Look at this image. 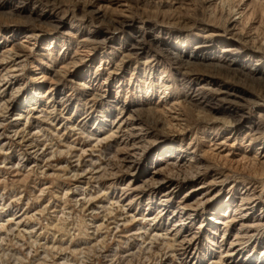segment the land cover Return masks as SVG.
<instances>
[{"label": "rangeland", "instance_id": "374dc122", "mask_svg": "<svg viewBox=\"0 0 264 264\" xmlns=\"http://www.w3.org/2000/svg\"><path fill=\"white\" fill-rule=\"evenodd\" d=\"M27 34L32 38L25 37ZM24 38L33 51L28 52V61L16 79L19 88L12 108L35 89L43 95L51 85L48 77L73 57L76 64L70 67L71 73L55 79L60 91L56 97L67 95L68 100L67 108L56 113L59 123L69 125L88 115L82 127L87 136L97 134L105 120L104 128L112 129L117 115H139L141 119L130 121L128 126L137 122L140 129L132 130L134 137L125 142L119 138L118 147L130 149L137 138L147 135L149 144L140 153L135 177L128 173L112 177L108 169L99 181L90 179L87 170L93 160L107 168L119 163L112 141L91 147L82 140L76 147L88 146L84 149L90 150L76 153L81 154L80 159L64 145L60 148L63 155L43 162L29 156L18 139L6 140L7 148L22 155L0 153V206H9V212L0 215L1 264H213L212 259L227 250L240 255L238 259L223 257L222 264H250L264 256V177L247 163L258 148H264V0H0V51ZM166 47L185 54L197 52L198 57L189 59L196 69L186 73ZM184 53L180 52L183 59ZM218 63L222 67L215 65ZM79 82L89 85L90 92ZM196 87L205 92L194 96ZM10 89L2 99L9 98ZM234 93L248 100L236 114L225 99ZM193 97L207 100V113L197 111L199 105ZM176 101L184 119L180 125L163 116ZM202 114L205 116H198ZM232 117L237 119L238 133L229 140L234 147L223 151L234 152L230 162L207 150L229 135L219 129L220 120ZM250 137L256 142L247 145ZM166 149H171L169 154ZM193 150L196 153L191 157ZM190 158L193 161L187 162ZM167 161L209 166L200 180H181L173 190L163 182L144 184L131 193L133 202L129 197L120 202L130 203L129 212L138 217L137 223L116 227L113 221L125 216L117 203L124 191L120 188L129 179L142 183L157 169L161 173L155 179L179 171L166 166ZM22 162L26 166L21 167ZM253 176L261 177L255 190L252 186L248 189L255 181ZM108 183L114 188L103 193ZM190 201L195 202L193 209L184 208ZM236 208H242L238 215H244V223H217L232 216ZM12 213L23 214L22 228L15 224L14 229L12 224L2 227L6 215ZM146 214L161 215L160 229L181 222V238L190 240L188 254L165 258L158 243L151 250H140V237L127 244L130 230L147 226L139 219ZM129 248L131 256L126 255Z\"/></svg>", "mask_w": 264, "mask_h": 264}, {"label": "bare ground", "instance_id": "6f19581e", "mask_svg": "<svg viewBox=\"0 0 264 264\" xmlns=\"http://www.w3.org/2000/svg\"><path fill=\"white\" fill-rule=\"evenodd\" d=\"M84 6L85 5H83L81 7V9H84V11H85ZM108 21L116 22V19L112 20L111 18H109ZM25 37H27L29 39L32 38V36L30 34H27ZM26 41L28 42V39L24 38V40H21V43H19V44L13 43V46L4 48L3 50L0 51V72H1L0 73V153L10 157V156L14 155V152H17V153H19V156H21L22 152H20L19 150L18 151L17 150H10L9 148H7L9 142H6V140L18 139L20 143L25 144V147L27 149L29 156H34L35 158L40 157L41 160L43 159V162H50L51 160L54 159V156H56L57 154L63 155L65 153V151L60 149L61 146L64 147V145H65L67 147H70V150H69L70 153L76 154V153H79L80 151H81V153H86L87 150H90L89 148L84 149V148H87L88 146L84 147V148L83 147H81V148L76 147L77 143L81 142L82 140L84 143H87L91 147L92 146H99L102 142L112 141L113 143H116L114 145V147L117 146L115 148L114 154L116 156H118L119 163L117 165L110 167V168H107V165H104L103 162H98L99 160L98 161L96 160L97 162L96 161L93 162L94 161L93 160L92 163L90 164L91 166L89 165L90 168L87 170L88 171L87 174L88 173L90 174V179H93V180L103 179V177H106L105 173H107L108 169L110 170V174L112 175V177L120 176L123 173H128L129 175L135 177L137 175V166H138V160H139L140 153L142 151L146 150V145L149 144L148 143L149 142V140H148L149 136L147 135L144 137L137 138L136 141H134V143L130 149H128L125 146H123V148L122 147L119 148L118 147L119 142H117V141L119 138H121V141L125 142L130 137H134L131 131L135 130V129L138 130V129H140V127H139L137 122L132 123L133 125L131 127L128 126V123L132 120H137V121L140 120L141 118H139L140 117L139 115H137V117H134V115H129L128 117L125 116L124 118H121L120 115H117L115 120H113L116 123L112 129H110L108 131L106 128H104L103 125H106V122H107V120H105L106 122L101 124L102 125V126H100L101 128H99L96 131L97 134L87 135V136L85 134L83 135L82 127L85 125L83 120L88 115L83 117L81 120H78L76 123H71L69 125H66L67 123L66 124L59 123V120H58L56 113H57L58 109L60 110L62 107H65V103H68V100L66 97L67 95L61 94V96L56 97L57 93L60 91H59V88L55 86L57 83V81L55 79L59 75H62V74L69 75L71 73L72 68H70V67H74L76 64L73 57L69 58L68 62L65 63V65H62L59 69L55 70L52 73L53 77L47 76L49 78L51 85L48 87V89L46 90V92L43 95H41V96L38 95L40 90L35 89V91H33V92H31V93H29L23 97L25 100L24 99L21 100L19 102V106L16 109L11 107L13 105V102H14L12 99H13V96L15 94V90H18V88H19L18 86L16 87V83H17L16 79H17L18 74L21 71V69L25 66V61L27 60V58L29 56L28 52L33 51L32 48H30L29 46L26 45V43H25ZM164 50L171 55L172 59H174L175 62L181 63L182 67L186 69V73L193 72L196 69L194 67L195 64L193 62L189 61V59H190V57H198L199 55L197 54V52L192 51L188 54H185L186 52L184 53L183 51H179V52L176 51L174 49V47H166ZM180 52L184 53V55L186 57L185 59H183V57L180 55ZM215 65L222 67V65L219 63L215 64ZM94 73L95 74L98 73V70H95ZM78 84L82 85L85 89H87L86 91L90 92L89 89L91 87L89 85L84 84L82 82H79ZM197 87L195 89L197 93H195L194 96L195 95L198 96L199 93L201 94V93L205 92L204 90H202L201 87H199V88H197ZM9 88H11L9 98L2 99V94L4 92H6ZM216 93H222V92L217 90ZM68 95H70V94H68ZM232 95H234V96L229 98V99H227V98H225V99H226V101H229L231 103V105H233V109L235 110L234 114H236L237 112L242 111V108L246 105V102H248V100H246L244 97L245 95H242L241 93H239V94L234 93ZM92 96H94V95H92ZM193 98H197V99H195V102L197 103V105H199V108H197L198 109L197 111L199 113H207V111L204 109L209 104V103H207V100L202 102V100H200L199 97H193ZM204 98H205V96H204ZM28 103H31V104H28ZM256 103H258V102H256ZM179 105H180V103L178 101L174 102L170 106V109L167 108L166 111H163V116L170 117L169 119H173V121L175 120L180 125L181 121H183L184 119L182 117L183 115L181 114V112L178 111L177 106H179ZM85 107H87V106H85ZM66 108L67 107H65V109ZM154 109H156V108H154ZM199 109H201V110H199ZM198 116L199 117L205 116V114L204 115L203 114L198 115ZM236 121H237V119L233 118V117H232V119H225L224 118V119L220 120L222 127L219 129H221L222 133L226 132L229 135H227L220 142H217V143L214 142V144H212L214 147L209 148L207 150L208 152L211 151V153H214L216 151L215 155L217 156V158L222 159V160H226V161H230V162L234 161L233 157H231V155H234V152L231 153V151H228V152H225V154H223V151H225V149H224L225 147H229V148L234 147L235 143H232L229 140L232 137L236 136V133H238L236 131ZM112 123H114V122H112ZM172 124H173V122H172ZM7 126H9V128H10L9 131L6 130ZM104 129L106 130V132H103ZM60 130L61 131L63 130L61 134H60ZM141 134H142V132L138 133L137 136L141 135ZM66 135H70L72 139L71 140L69 139L70 141H68V138L66 137ZM84 136H85V138H84ZM248 141H249V143L247 145H250V143L252 144V143L256 142L251 137L248 139ZM230 142H231V144H230ZM19 146H20V144H19ZM260 148H258L256 155H254L251 159H249V161L247 160V163L249 162L248 163L249 166H251V169H253L255 172L261 171L260 176L264 177V148H263V151H260L259 150ZM170 150L166 149L165 151H166V153L169 154ZM183 150H184V148H179V151H183ZM69 151L67 150V153ZM207 151L201 156V159L205 158V154L207 153ZM195 153H196L195 150H193L191 157H193L195 155ZM71 154H69V155H71ZM66 155H68V154H66ZM24 157H25V155H24ZM24 157H20V159L22 160ZM75 157L80 159L81 154L80 155L76 154ZM191 161H193V158H190L189 160H187V162H191ZM77 164H79V163H77ZM24 165H25L24 162H22L20 166L22 167ZM13 166H15V165L13 164ZM37 166H40V165H37ZM56 166H58V164ZM166 166H171L173 168H176L179 171H182L183 173H180L178 171V172L168 174L167 177L165 176V177H160V179H155L154 177L156 175H160V173H161V170L157 169V170H154V172H152V174L150 175V177L148 179H145V180L143 179L144 181H142V183H136L133 179H129L126 186L120 188L124 191H121L120 198L117 200V203L119 204V206H121L123 212L125 213V216L121 217L122 215H120V218H119V215H118L119 219L117 221L116 220L113 221V224H116V227H120V225H124V224H125V226H127V225H134L137 223L138 217L135 214L129 212L130 203L129 204H122V203L120 204V202H122L123 199L127 198V197L130 198L129 202H133L135 197H133L131 193H135V191L140 190V188H142L144 184L156 183V182L162 183L163 182V183H167V186H169L170 188H172L171 190H173V188H175V186L179 185L181 180H185V181L200 180L203 177V175L205 174L206 169L209 165L206 163H202V164L194 167V166L190 165V163L189 164H186L184 162L183 163H176V162L172 163V162L167 161ZM17 167H18V165H17ZM70 168H68V169H70ZM25 169H26V167H25ZM40 170H42V169H40ZM75 170L78 171V169H75ZM80 170H82V169H80ZM56 172H58V171H56ZM24 173H25V171H24ZM77 175L79 177V175H81V174H77ZM260 176L259 177L253 176L254 179H252V180H255V181H254V183H253V181L251 182V185L248 186V189H250L251 186L254 188V189L252 188L253 190H255L257 187H259V185H256V184H260V181H259V179H261ZM87 177H89V176H87ZM111 179H113V178H110V179L108 178V180H111ZM95 182H97V181H95ZM261 185H263V184H261ZM203 187H205V186H199V189H201ZM113 188H114L113 183H108L107 188H106L107 190H106V192H103V193H107V194L111 193L112 192L111 190ZM194 204H195L194 201L193 202L190 201L189 203H184L183 207L186 209H193ZM8 207H6V206L1 207L0 206V211L2 210L0 215L4 214L5 212H9ZM101 207L103 208L105 206H101ZM240 209H242V208H240ZM240 209H237V211L235 210V212L232 216L227 217L222 222L218 221L217 223H222L225 226H230L233 222H236V221H240V222L244 223V221H245L244 219H246L244 217V215L243 216L238 215V213H240ZM227 210L229 211V207H227L225 211L227 212ZM180 212L182 213V211H180ZM180 212H179V214H181ZM25 214H26V212H25ZM226 215L227 214H223L222 216H226ZM22 216H23V214L22 215L19 214L17 216L13 213L7 214L6 220L3 221V222H5V224H3L2 227L6 228V226H8L9 224H12V227H13V224H15L16 225V226L14 225L15 227L20 228V226H21V228H22L23 222L25 220V219L23 220ZM159 217H161L160 214L143 215V218L141 217L139 219L142 220L144 223H146L147 226L145 227L142 224L143 227H137V228L130 230V232L126 235L127 242L126 241L125 242L128 244L132 239L137 240V238L139 239V237H140V239L142 241L141 245H140V250H143V251L144 250L145 251L151 250L155 246V244L158 243L159 246H160V244L162 246L161 249H163V251H164L165 258H168L171 256L176 257L177 254L187 255L190 240L186 237L181 238V236L183 235V233L181 232L182 230H180V228H179V226L181 225V222L180 223L175 222L173 224V226L169 229H160L161 225H158V223L160 222ZM210 219L213 220L212 218H210ZM3 222H1V224ZM9 227H11V226H9ZM15 227H13V229ZM99 227H100V225L97 228H99ZM11 228H10V230H11ZM27 229H29V228H27ZM27 229H26V231H27ZM32 231H33V229H32ZM173 231H175V232H173ZM34 234H35V232H34ZM170 235H172V236H170ZM0 236H1V234H0ZM0 239L3 241L2 238H0ZM32 241H33V243H35L34 240H32ZM2 244H3V242H2ZM2 244H1V246H2ZM231 244H233V243H231ZM49 247H50V245H49ZM125 247H126V245H125ZM3 248L4 247H2V249ZM60 248H61V246H60ZM54 250H55V247H54ZM58 250H59V248H58ZM130 250L131 249L129 248L127 251L128 253L126 254L127 256H129V255L131 256L132 252H130ZM2 252H3V250H2ZM50 252H52V251L50 250ZM135 252H136V250H135ZM225 252L226 253L224 255L222 254L218 259L217 258L212 259L211 263L222 264L224 259H225L223 257H229L228 259H230L232 257L233 258L236 257L238 259V256L240 255V254H235V253H237L236 251L227 250ZM7 253H8V251H7ZM5 255H6V253H5ZM121 255H123V254H121ZM7 257H9V256H7ZM186 257L183 259H186ZM5 260L7 261L8 259H5ZM43 263H45V262H43ZM179 263H182V262H179ZM234 264H243V263H242V261H240L239 263H234ZM250 264H264V256L257 257L255 259V262L253 261Z\"/></svg>", "mask_w": 264, "mask_h": 264}]
</instances>
